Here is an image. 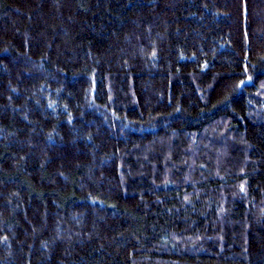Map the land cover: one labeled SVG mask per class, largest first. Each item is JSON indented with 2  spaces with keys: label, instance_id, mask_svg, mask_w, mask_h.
Listing matches in <instances>:
<instances>
[{
  "label": "trees",
  "instance_id": "1",
  "mask_svg": "<svg viewBox=\"0 0 264 264\" xmlns=\"http://www.w3.org/2000/svg\"><path fill=\"white\" fill-rule=\"evenodd\" d=\"M0 264H264V0H0Z\"/></svg>",
  "mask_w": 264,
  "mask_h": 264
}]
</instances>
